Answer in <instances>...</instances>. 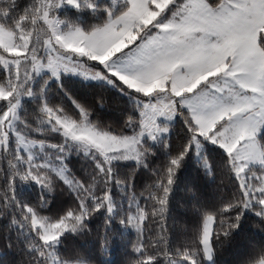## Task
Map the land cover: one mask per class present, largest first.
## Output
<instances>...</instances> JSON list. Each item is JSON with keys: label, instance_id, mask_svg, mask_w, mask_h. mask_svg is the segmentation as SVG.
<instances>
[{"label": "rangeland", "instance_id": "obj_1", "mask_svg": "<svg viewBox=\"0 0 264 264\" xmlns=\"http://www.w3.org/2000/svg\"><path fill=\"white\" fill-rule=\"evenodd\" d=\"M40 1V35L0 24V67L10 76V87H1L0 97L11 102L0 115V141L7 140L4 128L14 126L20 102L30 95L24 85L74 70L82 74L76 77L87 76L85 81L136 92L141 119L134 133L118 136L85 121L50 115L48 119L56 120L52 126L72 141L109 161H139L144 142L167 136L165 130L171 131L182 107L198 126L195 151L202 156L205 142L212 141L230 155L238 180L252 189L264 184V148L258 140L264 128V0H112L127 7L91 33L63 28L56 15L58 9L75 7L77 0ZM166 92L170 95L163 97ZM247 120L251 123H243ZM18 148L35 167H51L57 159L50 147L26 138H20ZM108 206L111 210L112 203ZM140 211L135 203L134 230L139 229ZM32 222L42 241L51 243L59 234L61 220L33 216Z\"/></svg>", "mask_w": 264, "mask_h": 264}, {"label": "trees", "instance_id": "obj_2", "mask_svg": "<svg viewBox=\"0 0 264 264\" xmlns=\"http://www.w3.org/2000/svg\"><path fill=\"white\" fill-rule=\"evenodd\" d=\"M40 5V0H0V24L12 31L24 30L40 35L43 28ZM126 7L127 3L121 2L116 6L112 0H77L75 7H63L55 12L63 28L77 27L91 33ZM260 45L264 51V34ZM9 79L8 71L0 67V88L10 87ZM60 79L67 86L64 90L59 88L56 80H47L44 75L31 87L24 85L23 91L30 92V95L20 102L14 126L4 128L7 140L0 141V216L5 217V221H0V249L4 247L5 237L11 234L13 240L20 239L21 247L31 246L43 251L41 234L33 225V216L50 222L60 221L68 211L74 215H89L97 206L110 210L108 205L112 203L117 221L114 225L115 239L103 257V264H148L149 261L152 264H176L184 251L198 247L195 242L196 218L189 216L188 228L185 229L182 225L186 221L177 206L180 202H191L187 195L191 184H197L204 194L202 210L211 211L224 202L241 198L238 178H233L235 173L230 155L205 142L203 149H207V155L202 149V157L204 160L212 159L215 178H206L203 170H197L189 159L180 170L171 194V208L175 214L168 215V204L161 201H166L164 187L167 186L169 161L179 158L189 145H193V137L198 133V126L188 110L178 108V116L170 125V136H164L155 143L144 142L141 160L109 161L97 150L72 141L60 129H55L52 124L56 120L53 122L48 117L55 115L57 119L85 121L100 130L126 136L132 133L128 131L127 120L131 119L138 125L136 129L140 127L141 115L135 116L131 112L136 105L133 95L138 94L134 91L127 94L104 82L85 81L76 76L64 75ZM97 101L105 103L109 110H99ZM10 106L6 95L1 96L0 115ZM20 138L50 147L57 159L51 167L33 166L18 148ZM258 140L264 148V128ZM169 143L171 147L166 149ZM61 169L70 182L62 177ZM135 203L141 208L138 230L133 229L131 220ZM9 211L11 216H8ZM176 214L180 219L174 221ZM102 218L103 213L94 217L92 224L101 222ZM9 219L12 224L6 223ZM16 224L23 227L25 234L31 232L35 235L18 236ZM86 246L89 254L95 256L94 242ZM59 247L61 255L75 253L71 235ZM233 258L226 255L223 259L225 264H230ZM15 259L18 264H32L33 258L20 253Z\"/></svg>", "mask_w": 264, "mask_h": 264}, {"label": "snow or ice", "instance_id": "obj_3", "mask_svg": "<svg viewBox=\"0 0 264 264\" xmlns=\"http://www.w3.org/2000/svg\"><path fill=\"white\" fill-rule=\"evenodd\" d=\"M229 7L231 8V5ZM64 74L82 75L74 70ZM54 78L60 89L64 90L67 87L62 83L61 76L54 74ZM83 79L87 80L88 77L84 76ZM139 106L140 102L137 101L131 109L133 115H141ZM96 107L101 111L109 110L102 101H97ZM126 123L129 125L128 131L134 133V129L138 125H135L131 119L127 120ZM243 123L249 124L251 121L247 120ZM165 131L169 136L171 135L170 131ZM140 136L143 138L144 133L141 132ZM134 138L135 136H133ZM207 143L219 148L222 152L224 151L212 141H207ZM165 147L166 149L170 148L171 144L169 143ZM193 147V145H189L179 158L169 161L167 186L164 187L166 201H161L168 204V215L175 214L171 208V194L174 191L180 170L189 159H192L197 170H203L206 178H215V165L212 163V159L204 160L200 150L194 152ZM203 151L206 156L207 149H203ZM225 154L227 155V153ZM144 166L147 167V162ZM233 178H236V174ZM253 179L257 178L253 177ZM237 183L240 186L241 198L224 202L211 211L202 210L201 201L204 194L197 184H191L187 193L191 197V202H180L177 206L186 221L182 225L185 229L188 228V217L196 218L198 229L195 242L198 247L184 251L179 259V264H225L223 258L226 255L234 257L230 264H264V184L252 189L244 181L237 180ZM46 195L48 194L46 193ZM51 203L52 200L49 201L47 207ZM101 213H103L101 222L93 225L92 219ZM11 215L12 213L9 211L8 216ZM115 216V209L107 210L100 206H97L95 211L89 215H74L72 211H68L61 218L60 231L55 240L51 243L47 240L42 241L43 251L31 246L23 248L20 239L13 240L12 235L9 234L5 237L4 247L0 249V264H18L15 257L20 253L31 256L33 258L32 264H103V257L108 253L115 239L114 225L117 223ZM176 219H180L178 214L174 216V221ZM73 220L76 221L75 224L71 223ZM0 221H5V217L0 216ZM6 223L12 224L13 222L9 219ZM15 227L18 229V236L35 235L31 232L25 234L20 224H16ZM165 227H167L166 223ZM69 235L73 238L75 253L71 256L61 255L59 246ZM89 242H94L95 256L90 255L87 250L86 245H89ZM148 264H152V262L149 261Z\"/></svg>", "mask_w": 264, "mask_h": 264}, {"label": "crops", "instance_id": "obj_4", "mask_svg": "<svg viewBox=\"0 0 264 264\" xmlns=\"http://www.w3.org/2000/svg\"><path fill=\"white\" fill-rule=\"evenodd\" d=\"M170 95V93L169 92H166L164 95H163V97H166V96H169Z\"/></svg>", "mask_w": 264, "mask_h": 264}]
</instances>
